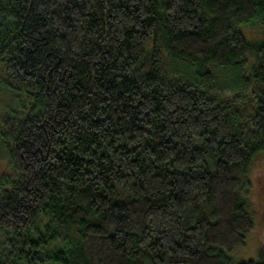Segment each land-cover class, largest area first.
<instances>
[{
	"label": "trees",
	"instance_id": "16d2710c",
	"mask_svg": "<svg viewBox=\"0 0 264 264\" xmlns=\"http://www.w3.org/2000/svg\"><path fill=\"white\" fill-rule=\"evenodd\" d=\"M0 63V264H232L264 0H0Z\"/></svg>",
	"mask_w": 264,
	"mask_h": 264
},
{
	"label": "rangeland",
	"instance_id": "374dc122",
	"mask_svg": "<svg viewBox=\"0 0 264 264\" xmlns=\"http://www.w3.org/2000/svg\"><path fill=\"white\" fill-rule=\"evenodd\" d=\"M242 32L251 44L262 40V31L256 24L243 27ZM248 64L246 62L244 65L248 66ZM4 81L3 67L0 63V118L9 113L10 110H18L22 104V101L21 103L17 101V96L12 97V93L8 92ZM22 97L25 101V94ZM6 162L5 148L3 149L0 144V176L7 170ZM247 180L248 186L244 188V193L249 211L254 218V229L247 236L243 249L224 253V256L231 259L232 264L242 261L258 262L260 257L264 255V153H258L251 159Z\"/></svg>",
	"mask_w": 264,
	"mask_h": 264
}]
</instances>
